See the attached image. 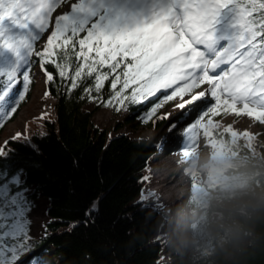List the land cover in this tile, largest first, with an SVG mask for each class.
Here are the masks:
<instances>
[{
	"label": "snow or ice",
	"instance_id": "6c2138e0",
	"mask_svg": "<svg viewBox=\"0 0 264 264\" xmlns=\"http://www.w3.org/2000/svg\"><path fill=\"white\" fill-rule=\"evenodd\" d=\"M65 4L68 10L53 17ZM33 57L46 83L54 82L51 65L66 91L83 88L89 99H99L109 82L105 106L118 105L116 111L163 93L139 117L144 122L179 96V117H168L166 127L171 134L185 124L184 148L201 129L211 140L210 128L219 125L210 116L221 107L264 124V0H0V122L29 90ZM204 84L205 91H194ZM225 132L237 137L231 126ZM7 143L0 157L7 156ZM22 174H0V264H18L32 247V202ZM28 264L43 262L30 257Z\"/></svg>",
	"mask_w": 264,
	"mask_h": 264
},
{
	"label": "trees",
	"instance_id": "16d2710c",
	"mask_svg": "<svg viewBox=\"0 0 264 264\" xmlns=\"http://www.w3.org/2000/svg\"><path fill=\"white\" fill-rule=\"evenodd\" d=\"M33 61L30 75L34 67L39 68L47 92L55 99V115L53 119L42 120L43 135L36 133L27 140L7 141V156L0 157V174L6 172L11 177L22 170L23 187H33L34 194L39 193L46 199L49 221L39 248L49 247L52 254L45 252L40 255L41 260L49 264H161V247L151 238L162 220L152 209L142 206L140 200L148 162L156 151L142 139L122 134L110 137L107 131L98 129L83 110L88 99L83 88L66 91L51 65L46 69L53 73L54 82L46 83L38 58ZM33 87L32 78L17 110L0 122V132L13 120ZM104 90H110V85ZM82 96L85 98L81 99ZM156 99L143 110L151 108ZM139 108L130 106L131 113ZM232 113L223 107L219 112L220 116ZM242 116L236 115L234 121ZM154 122L155 127H161L166 120L157 115ZM226 128H210L222 145L230 142L231 135L225 132ZM243 133V144L229 147L234 156L258 162L250 184L255 191L264 192V167L260 166L264 163V146L257 147L255 137L250 133L245 137ZM228 171L235 175L241 169ZM93 204L95 211L86 217L85 211ZM216 213L222 218L214 224L212 251L206 261L264 264V211L253 214L249 209L241 211L229 207L216 209ZM249 230L253 235L248 244L243 245L239 234Z\"/></svg>",
	"mask_w": 264,
	"mask_h": 264
},
{
	"label": "rangeland",
	"instance_id": "374dc122",
	"mask_svg": "<svg viewBox=\"0 0 264 264\" xmlns=\"http://www.w3.org/2000/svg\"><path fill=\"white\" fill-rule=\"evenodd\" d=\"M73 1L74 0H71V2ZM68 7L69 6L67 4L61 5L53 13V17H55V15L57 14H61L67 11ZM46 39L47 33L36 42L35 49L42 50ZM34 58L35 57H33V60ZM31 72V77L34 80V87L26 102L22 104L16 112L13 120L6 123L1 130L0 146H2L9 139L16 137L18 133L20 134V138L22 139H24V137H27L28 139L31 134L41 133L43 130L41 124L42 120L44 118L53 119L55 115V99L50 95H48L47 97L44 96L47 88L43 75L40 73L38 67H34ZM108 85H110L109 82L105 83V86ZM206 88L207 85L204 84L194 91H205ZM103 91L104 92H102V96L99 99L93 100L88 98L83 105V110H85L90 115L91 123H93V125L98 129L107 131L108 136L112 137L122 134L132 139H142L146 141L147 144L155 151H158L161 148V145L165 146L169 143L174 144V142L177 140L176 136H178L179 132L171 136L167 141L162 140L160 145L152 141L154 135L157 132L163 131V133H169L166 127L169 124L167 122H170L168 117H170L172 120H175L179 117L181 110L176 108V105L182 102L179 96L171 101L164 102L162 106L157 110V112L150 119H148L147 122H144L139 118L144 115L145 111L143 110V107L145 105L149 106V102L156 98H159V101L158 99H156V101L152 103V106L155 103L160 102V100L163 99V93L158 92L156 97L150 98L148 102L139 105L140 108L136 109V112H134L133 114L131 113L130 106L127 110L122 109L120 111L115 110V107H118V105L105 106V102L109 100L110 90L103 89ZM127 91L128 90H126V92ZM184 98L188 99L189 97L185 96ZM221 108H219V112ZM157 115L166 120V123L161 127H158V125L157 127H155L157 123L155 124L154 119L157 118ZM235 117V113L228 114L226 116H220V114L210 116L213 124H218L219 127L222 128L231 126L232 131L237 133V137L230 136L229 145H242V133L248 131L255 137V144L257 147L264 146V127L258 121L250 118L247 115H244L237 121H234ZM208 119L209 118H205L203 123L207 124ZM245 120L248 121L246 124H243V121ZM160 121L161 119L158 121V124H160ZM198 133H203V130H199ZM211 141H213V145L220 144L214 137H211ZM157 145H159V147H157ZM220 145L222 148L217 147L218 149L224 150L225 148L229 147L228 144ZM236 149L238 150V147H236ZM157 153L148 162V168L145 176L147 177V179H145L146 182L144 183L141 190V195L143 194L144 198L141 199L140 195V200L142 206L152 209L160 216L162 220V224L159 230L151 238L152 242L158 244L161 247L159 262L161 264H217L209 263L205 259L206 256L212 251L213 239L211 237L195 236L192 227H190V234L186 236V238L180 239L179 242H177V238L175 236L181 223L185 222L187 224V228V226H191L193 223H195L199 216L206 211L205 209L198 207L194 200V197L203 186L201 182L195 183L197 184L195 187H193L190 182L188 188H185L187 183L183 182V190L181 191V193H179L176 205L173 206L175 207V211L172 214V218H170L171 216L168 215L165 210L159 209L155 205L149 203V200L147 199V193L150 194L157 188L155 180L152 176L154 175V172L159 170L157 164L163 157V155ZM233 155H235V153ZM188 168L189 165H184L181 174ZM229 172L230 171H228L226 175H230ZM22 178L23 175L21 176V179ZM187 181L189 180L187 179ZM27 189H29V191L26 193V196L32 202V207L27 214L30 221L29 235L32 237V247L28 253L20 258L18 264H28V260L30 257H39V259L41 260L40 255L44 254L45 252H48V255L52 254V250L49 249V247L39 248L41 240L45 237V224L49 221V218L46 216L45 212L47 207L46 199L39 193L34 194L33 187H28ZM229 207L230 206H225L217 209L225 210ZM209 214L211 215V213ZM221 218L222 216L218 213L213 217L215 223L220 221ZM169 224H171V227L167 228V225ZM252 235L253 233L250 230L243 231L239 234L238 239L241 244L246 245L250 241ZM172 250H175L176 253L172 254ZM41 261L43 262V264H49L47 261Z\"/></svg>",
	"mask_w": 264,
	"mask_h": 264
},
{
	"label": "clouds",
	"instance_id": "9594fccd",
	"mask_svg": "<svg viewBox=\"0 0 264 264\" xmlns=\"http://www.w3.org/2000/svg\"><path fill=\"white\" fill-rule=\"evenodd\" d=\"M257 163L234 156L230 148L204 156L194 154L189 167L195 173L194 178L203 185L194 200L198 207L206 210L191 225L195 236L213 235V217L217 215V208L230 206L233 210L249 209L253 214L264 211V192L255 191L250 184ZM260 166L264 167V163H260ZM230 168L241 171L226 175Z\"/></svg>",
	"mask_w": 264,
	"mask_h": 264
},
{
	"label": "bare ground",
	"instance_id": "6f19581e",
	"mask_svg": "<svg viewBox=\"0 0 264 264\" xmlns=\"http://www.w3.org/2000/svg\"><path fill=\"white\" fill-rule=\"evenodd\" d=\"M75 2V0L73 1ZM248 120L243 121V124H246ZM185 124L181 123L179 127L175 130V132L163 133V131L157 132L153 137V142L161 144L162 140L167 141L169 138L176 133L179 132L177 140L174 144H166L165 146L161 145L159 149V154L163 155L159 163L157 164L159 170L154 172L153 179L155 180V184L157 188L155 191H152L150 194L147 193V199L149 203L155 205L159 209H163L166 211L168 215L172 218V214L175 211L174 205H176L179 197V193L183 190V182L184 178L188 179L192 186L195 187L198 181L195 179V173L189 167L187 174L185 177L181 174L184 165H189L193 160L195 153H200L202 156L210 153L216 152L219 153L222 149H218L217 147H221V145H213V141L204 136L203 133H198L196 138L192 141L191 145L187 148H184L185 141L183 139V129ZM212 132V131H211ZM212 133V138H213ZM163 141V142H164ZM217 141V140H216ZM218 142V141H217ZM215 144V143H214ZM222 148V147H221ZM230 148V147H228ZM165 159V160H162ZM193 175V176H192ZM186 223L183 222L178 228V232L175 235L177 238V242L180 239L186 238L190 234V227L187 226ZM171 227V224L167 225V228ZM175 254V250L171 252Z\"/></svg>",
	"mask_w": 264,
	"mask_h": 264
}]
</instances>
